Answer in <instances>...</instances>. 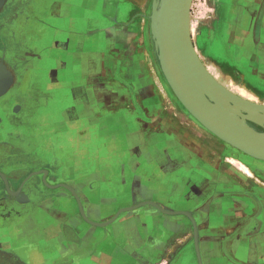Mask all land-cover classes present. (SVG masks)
Masks as SVG:
<instances>
[{"label":"crops","instance_id":"1","mask_svg":"<svg viewBox=\"0 0 264 264\" xmlns=\"http://www.w3.org/2000/svg\"><path fill=\"white\" fill-rule=\"evenodd\" d=\"M44 2L46 7L28 16L26 44L0 47V97L17 85L27 100L14 110L13 120L5 112L11 104L0 105V148L7 141L29 154L23 160L1 158L0 169L5 179L36 169L22 182L35 174L33 201L21 187L17 194L12 191L13 180L7 188L0 185V202L11 200L0 207V264H178L182 248L195 244L186 215L147 204L105 226L87 220L104 222L118 208L145 200L194 212L203 264H264V161L242 156L245 164L233 160L237 168L196 149L200 145L188 138L163 137L178 126L179 116L172 113L155 117L169 123L164 134L141 137L142 109L154 113L151 106H163V99H173L175 107L179 103L170 91L157 94L150 84L142 90L148 83L149 0ZM237 17L242 24L243 17ZM220 18L213 24L228 35L230 28ZM261 19L257 61L239 67H250L251 74L243 76L249 77L246 86L264 99V14ZM251 29L236 34L247 33L249 39ZM22 68L28 69L25 78ZM122 131L129 139L116 137ZM151 147H163L156 159ZM56 155L63 157L62 168H52ZM146 162L159 164L151 180L147 173L142 176ZM43 164L51 184L37 170ZM179 168L196 170L205 180L190 185L193 194L173 205L179 187L172 190L163 180ZM68 186L79 196L85 217Z\"/></svg>","mask_w":264,"mask_h":264},{"label":"rangeland","instance_id":"2","mask_svg":"<svg viewBox=\"0 0 264 264\" xmlns=\"http://www.w3.org/2000/svg\"><path fill=\"white\" fill-rule=\"evenodd\" d=\"M153 4L154 0H149L147 4L149 16L145 21L148 29L146 41L148 52L145 55V60L147 70L146 77L148 78V83L147 86L143 87L142 90L147 89L150 84V90L153 89L157 92V94L159 92H163L164 96H169L168 92L170 91L173 93L172 95L178 100L179 103L177 107H175V105H171L174 101L173 99H163L161 103L163 106H160V103L151 106L153 110L156 109L154 110V113L152 112L145 114V111L142 109L141 137L154 138L159 134V132L164 134L166 132V130H164L166 128L165 125L168 126L169 123L159 121L155 117H162L167 113H172L175 116H179V118L176 120L178 122V126L174 128L175 125H173L171 134L168 132L167 135H164L163 137H178L179 139L188 138L189 140L194 141L195 145H200V147L196 149H205V151L208 152L211 157H214V159H225V161L230 166L240 168L238 163L241 162L245 164V162L239 157L243 156V158L246 159L247 157L244 156H247L248 154L222 140L220 137L203 126L178 99L168 84L160 65L159 50L157 48L154 28L152 26ZM263 14L264 1L252 2V0H194L191 7L192 38L196 50L198 51L197 53L200 55L202 61L215 76V78L231 91L248 99L251 102H257L260 104H264V99H259L254 92H250L248 86H246L248 91L242 92L240 90L239 87L242 85H246V83L250 85L249 77L243 76H246V73H251L250 67L247 69H242L239 67V64L241 62L255 63L257 61L258 54L255 51L256 37L261 26V18ZM238 15L243 17L241 18L242 24L239 25H237ZM220 16V24L222 23L223 26L230 28V33L228 35L225 33L220 34L218 28L213 24V22H216ZM209 25L214 27L211 29V33L209 32L208 34ZM248 28H252L251 30L253 35H251V38L249 36L248 39L247 33H245V36L240 35V33L238 35L236 34V32H241L242 30H247ZM233 31L235 32L234 34ZM242 38L244 39L242 40ZM213 63H215V65ZM236 64L238 65L236 66ZM216 70L221 72V74H219V78ZM129 89L133 93V86L129 85ZM249 95H251L253 98H250ZM142 102H145V100L142 99ZM156 103L158 102L156 101ZM172 119L174 118L172 117ZM143 121L149 122L147 123L148 125L145 126ZM249 123L255 129L264 131V125L252 121H249ZM128 134V132L122 131L120 132V136L116 137L129 139ZM202 144H204V147ZM159 148L162 149L163 147ZM159 148H149V150H151L150 155L154 156L155 159L159 154ZM234 159L238 163L234 162ZM144 164L142 176H145L144 174L147 173L148 180H151L149 176L156 173V169L154 168L159 164L157 162H146ZM166 179L167 180L163 181L165 183H171V186L173 187L172 190H174L175 187H179L178 194H176V196H172L173 205L178 202V199H186L187 196L193 194L192 190L189 188H191L194 182H200L199 184H202V181L205 180L202 173H196V170L187 173V171H185L183 168H179L172 174L167 175ZM142 183L144 184L143 180ZM120 208H118L116 212ZM180 256H182V259L178 264H199L194 242H190L189 244L185 245L180 251Z\"/></svg>","mask_w":264,"mask_h":264},{"label":"water","instance_id":"3","mask_svg":"<svg viewBox=\"0 0 264 264\" xmlns=\"http://www.w3.org/2000/svg\"><path fill=\"white\" fill-rule=\"evenodd\" d=\"M193 1L154 0L152 26L163 74L178 99L207 129L244 153L264 161V131L255 129L249 123L252 121L264 125V104L251 102L231 91L215 78L202 61L191 32ZM4 2L5 0H0V7ZM68 188L72 190L71 187ZM72 192L85 217L79 196L75 191ZM147 204L166 214H183L191 219L199 263L203 264L200 233L193 211L170 210L154 200H145L120 208L104 222L87 220L92 224L105 226L114 222L121 213Z\"/></svg>","mask_w":264,"mask_h":264},{"label":"flooded vegetation","instance_id":"4","mask_svg":"<svg viewBox=\"0 0 264 264\" xmlns=\"http://www.w3.org/2000/svg\"><path fill=\"white\" fill-rule=\"evenodd\" d=\"M44 1L45 0H7L4 8H2V10L0 11V47L1 48H3L4 46H6L7 48H11L15 45L23 44V42H25L26 44V27H27L28 16H30V13L32 11L41 10L44 7H46V3ZM23 46L24 48H26V45ZM8 50L10 51V49ZM22 52L25 53V50H23ZM22 52L20 54L18 53L20 58L25 56V54ZM27 71H28L27 68L25 69L22 68V72H23L22 78L26 77L25 75ZM9 103L11 104V107L8 108ZM26 103H27L26 96L24 95V92L21 91L20 86L17 85L11 86V88H9L8 91H6V93L2 97H0V105L1 104L6 105V107L8 108L7 110H5L6 118L8 120H13L14 110L17 109L18 107L20 108L25 107ZM2 120L3 118L0 116V130L2 129L1 126L3 125ZM3 144L8 146H3L0 148V159L2 158V161L13 160L15 158L23 160L29 157V154L25 153L24 151H20L17 147H16L17 149L13 147L11 148L10 142L6 141V143ZM16 151H19V153L15 154ZM56 156L57 157L55 158L54 162H52L51 164L52 168H56L58 166L62 168L63 165L61 166L59 164L60 162H63V157H58L59 155ZM2 161H0V163ZM41 166L42 167L37 168V170L41 171L40 176H45V174L47 173V170L45 168L47 167L45 166V164ZM35 170L32 169L25 175H23V172L20 171L19 173L15 174L17 175L18 178H13V179L9 178V175L6 173L7 177L5 179L4 178L5 176L3 174L5 173V171L3 169H0V185L1 187L7 188V185L9 187V181L13 180L17 184H14L12 186L10 185L12 191L15 194H17L19 188L21 187L22 190L27 192L26 195L28 197V200L31 197L33 201L35 199V194H34L35 185H33L32 181H33V176H35V174H33L31 177L32 179L28 183L25 182L23 186H22V182H24V180L28 177V175H30V173ZM64 177L66 178L65 181L69 180V176L67 177L65 175ZM46 181L50 183L49 176L46 177ZM28 187H32V188H28ZM22 197L24 196H21V198ZM3 201L7 202L11 200L6 199ZM3 201L0 202V207H3L4 205ZM13 201L16 202L17 199L14 197Z\"/></svg>","mask_w":264,"mask_h":264},{"label":"bare ground","instance_id":"5","mask_svg":"<svg viewBox=\"0 0 264 264\" xmlns=\"http://www.w3.org/2000/svg\"><path fill=\"white\" fill-rule=\"evenodd\" d=\"M198 52V51H197ZM214 65H215V63H213ZM213 66V65H212ZM216 72H217V75H218V78H219V74H221V72L220 71H217L216 70ZM221 77V76H220ZM166 78V77H165ZM166 80H167V82L169 83V81H168V79L166 78ZM170 85V84H169ZM172 88V87H171ZM240 88V90L242 91V92H246V91H248L247 90V87H246V85H242L241 87H239ZM173 90V89H172ZM251 92V91H250ZM247 94V93H246ZM251 94V93H250ZM250 96V98H253L251 95H249ZM254 96V95H253ZM256 97V96H255ZM200 122V121H199ZM201 123V122H200ZM202 124V123H201ZM203 126H204V124H202ZM249 156H251V157H253V158H255L254 156H252V155H249ZM255 159H257V158H255ZM263 161V160H262ZM245 169L248 171V172H252L251 170H249L248 168H246L245 167ZM250 174V173H249ZM252 176V175H251Z\"/></svg>","mask_w":264,"mask_h":264}]
</instances>
